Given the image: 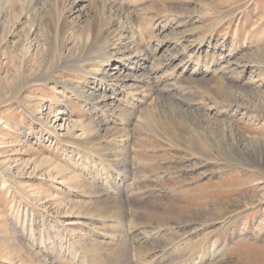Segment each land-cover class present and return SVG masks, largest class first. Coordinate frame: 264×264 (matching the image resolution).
Returning a JSON list of instances; mask_svg holds the SVG:
<instances>
[{"label":"rangeland","instance_id":"obj_1","mask_svg":"<svg viewBox=\"0 0 264 264\" xmlns=\"http://www.w3.org/2000/svg\"><path fill=\"white\" fill-rule=\"evenodd\" d=\"M72 2L68 19L82 17L61 35ZM109 19L115 24L104 31ZM30 23L52 66L47 81L31 84L19 76L15 52ZM124 36L125 54L161 55L154 68H162L152 82L130 76L123 88L130 97L112 93L101 113L82 92L99 98L119 88L109 76L116 65L105 63L104 77L96 62L121 58L114 45ZM61 42L77 45L70 50L77 55L59 59ZM159 105L179 107L171 116L192 131L191 147L183 128L172 146L155 142L146 174L138 169L146 160L116 167L108 152L98 157L97 121L122 128L127 113L157 114ZM127 127L134 143L147 134ZM106 170L119 173L118 189L99 188ZM113 198L125 218L109 208ZM194 262L264 264V0H0V264Z\"/></svg>","mask_w":264,"mask_h":264},{"label":"bare ground","instance_id":"obj_2","mask_svg":"<svg viewBox=\"0 0 264 264\" xmlns=\"http://www.w3.org/2000/svg\"><path fill=\"white\" fill-rule=\"evenodd\" d=\"M74 9H75L74 2L66 5V10L62 14L60 21L58 23V27H57V32L60 33L61 35H63V33L65 32V30H64L65 27L68 30L69 29L73 30V28L77 27L76 24H79V22H77V18H80L82 16H80V12L77 10H75V11L79 12L76 15L77 18L71 19V20L68 19L69 15H71V12ZM66 13L69 15H66ZM112 21H113L112 19H109L108 22H106L105 28H103L104 31H108V30L112 29V26L115 24V23H112ZM162 28H164V27H162ZM103 29H102V32L100 33L102 36L105 35V34H103ZM72 30L70 31L69 35L71 34ZM120 30L122 31V29H119L118 32ZM37 34H38V29L36 28V25L34 23H30L28 31L25 34V37L22 40H19L18 43H15V46L17 47L16 48L17 51L15 50V52L17 53L16 55H20V57H19L20 63H19V67H18L19 76L22 78V80H28L27 82H29V84L36 83V81H38V80L47 81L49 79V73H51V71H52L51 70L52 66L45 65L46 58L43 56L44 54L39 51L38 42H36ZM107 35H109V34H107ZM126 37L124 36V37H121L122 39H117L120 41L118 42V45L117 44L114 45V46H116L114 48V50H115L114 53H116V54L120 53L122 56L121 58H119V57L117 58L114 55L108 54V55H103L100 57L102 59L100 61V63L96 62V65H97L96 69L99 68V71H97V72L101 71L102 76H104V77L108 76V74H106L104 69H103L104 64L106 63L107 66H110V64L116 65L115 67H113V70L115 71L114 74H111L109 76L111 77L112 80L117 79L118 80L117 82H121L119 88L118 89H116V88L110 89L111 95H107L108 91L104 90L102 92L104 94L102 96H100L99 98H98V96H95V94L93 92L91 94L82 92L81 99H83L86 104H92V106H95V107H97L99 104H101V107L99 108L101 113H103L104 107H107L109 105V103H110L109 101H111L110 99H113L112 93L116 92L117 94H119V93H122L124 91V89H123L125 86L124 81L130 80L131 79L130 76H132L133 78H136V80L138 79L142 82H147V81L152 82L151 79H156L157 70H161V68H162V66L159 68H154L155 64H156V63L154 64L156 57H158V60H159L161 58V55H156V56L152 57V56L146 54L145 52L139 53V54L132 53V52L125 54L124 49L126 50V47L129 44L128 43L129 41L127 40ZM89 40L91 41L92 37L88 35L87 43ZM104 41H105V45H107L110 40L108 39V41H107V38H106ZM73 45L74 44H71L69 47L68 46L65 47V44L63 45V42H61L59 47H58V52L57 53L55 52V54L57 56H60L59 59H61L62 56L71 54L72 53L70 51L71 49L75 50L78 48L77 45H75V46H73ZM201 46H202V44H199V47H193L192 46L189 49L192 53H196L201 48ZM187 51H188V49H187ZM52 54L55 55L53 52L48 51V55H52ZM72 54L77 55L76 52L72 53ZM191 54H188V56H190ZM78 55H79V57L78 56L77 57H78V61H79L80 56L84 55V53H80ZM164 56H166V55H164ZM174 56L176 57V55H174ZM77 57H76V59H77ZM170 57H171V54H170ZM175 57L171 58L168 61V63H166L167 66L172 65L173 61L175 60ZM94 59H96V58H94ZM168 59L169 58H167V60ZM188 59H190V58L188 57ZM142 60L150 61V65L142 66L143 65ZM164 60H166V58ZM167 60H166V62H167ZM38 62L40 65H38ZM159 65H162V64H159ZM178 65H180V67L183 69H188L189 66L191 65V63L189 60L188 61L186 60V61L181 62ZM142 67H143V69H146L147 71H143L141 73H138V75H136V73L138 71H140L142 69ZM96 74H98V73L95 72V73H91L90 75L94 76ZM124 93H125V91H124ZM125 95H127V97H130V93H127V94L125 93ZM130 104L133 105L134 103H130ZM186 108H188V107H186ZM175 109L179 112V107H176L173 105H169V106L159 105L158 111L156 112L157 114L153 113L154 111H152L150 108H148L146 112H139L138 111L137 115H134L132 113H127L128 114L126 116L127 125L123 126L122 128H113L112 126L110 127L111 121H113V123H115V121L114 120L110 121L107 118H103L102 120L97 121L98 133H96V135H97L98 139H100V141H101L100 143L104 144L103 148H102V152H99L100 150L98 151L99 153L97 152L98 157H102L103 155H106V152H108L109 155H111V156H109V161L111 160L113 163H115V165H117L116 167H118V165L121 162L125 163V160L128 163H130V165H131V162L134 161V158H136L138 160H140V159L146 160V161H148L147 163H145L144 165L141 164L138 167V169L141 172H144L146 174L147 168L152 166L153 155H152V153H150V151L152 150V147L154 146L155 142H158L160 144L165 143V145L172 146L174 144L172 140L178 139L179 136L182 134L179 129L183 128L182 130L184 132H186L187 127L184 125V120L183 119H176V117L173 118V116H171L172 113L176 111ZM60 112H62V111H60ZM110 113L113 114L114 111L111 110ZM115 120L118 121V123H119L122 121V118H119L118 115H116ZM130 124L134 125V128L137 127L138 129H141V128L144 129L147 133L145 136L139 138L137 143L133 142V139H136V136H133V132H131L132 128L127 127ZM71 127L74 128V127H76V125L72 124ZM71 127L68 125L67 131L70 130ZM186 133H188V132H186ZM188 134H189V138L187 141L190 142L188 146L191 147L193 142H195L196 140L194 137H191V134H192L191 130L189 131ZM83 135L85 136V133ZM195 135H197V134H195ZM80 139H82V138H80ZM191 140H193V141H191ZM92 142H93V140H90L89 142H88V139L85 140V143L87 144V147H86L87 149L89 148L88 144H91ZM175 148H177V147H175ZM177 150H179V149L177 148ZM110 157H112L114 159H110ZM111 161L108 162V164L112 163ZM127 165H129V164H126V166ZM124 167H125V165H124ZM121 170L123 171L122 168H121ZM110 173L111 172L106 173V176L103 177V180H105V178H106L107 184L101 183L99 188H106V186H109V187H112L114 189H118V187H120V186H116L114 184L115 179H117L119 177V173H116L115 177H113ZM137 179H138V177H137ZM108 191L114 192L113 189H108ZM113 192H112V194H113ZM105 193L104 192L100 193V196H105L106 195ZM107 197H109L108 192H107ZM113 199L114 200L111 202L109 208L112 209V212H114L116 214V216L119 217V219L125 218L124 211L122 210V208H123L122 200L115 199V198H113ZM132 215H134V214H132ZM157 218H159V217H157ZM160 221H161V219L159 220V223H160ZM159 223H157V224H159ZM151 225H152V222H148L147 226H151ZM143 228H145L144 225H143ZM158 230H156V231H158ZM145 231L143 232L144 233L143 236L146 237L147 233ZM147 231H148V233H149V231L151 232V230H147ZM153 231H155V230H153ZM111 238H113V237H111ZM142 239H144V238H142ZM117 240H119V239H117ZM118 242L119 241H117V243ZM124 244L122 245V243H121L120 245L124 246ZM125 249H124V247H123V249H121V250H123L120 253L121 256H123L125 253H127ZM200 257H198L199 261L202 260V258H200ZM193 264H198V263L194 262Z\"/></svg>","mask_w":264,"mask_h":264}]
</instances>
